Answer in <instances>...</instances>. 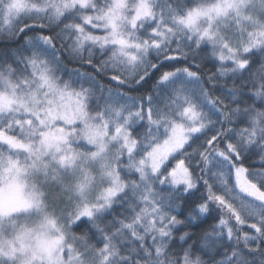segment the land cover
Segmentation results:
<instances>
[{
	"label": "snow or ice",
	"instance_id": "1",
	"mask_svg": "<svg viewBox=\"0 0 264 264\" xmlns=\"http://www.w3.org/2000/svg\"><path fill=\"white\" fill-rule=\"evenodd\" d=\"M0 264H264V0H0Z\"/></svg>",
	"mask_w": 264,
	"mask_h": 264
},
{
	"label": "trees",
	"instance_id": "2",
	"mask_svg": "<svg viewBox=\"0 0 264 264\" xmlns=\"http://www.w3.org/2000/svg\"><path fill=\"white\" fill-rule=\"evenodd\" d=\"M133 94H137V93H133Z\"/></svg>",
	"mask_w": 264,
	"mask_h": 264
}]
</instances>
